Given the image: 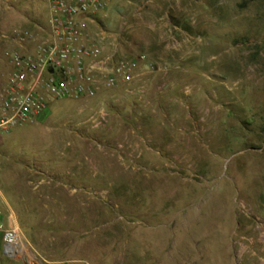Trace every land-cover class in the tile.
Returning <instances> with one entry per match:
<instances>
[{"label":"rangeland","instance_id":"1","mask_svg":"<svg viewBox=\"0 0 264 264\" xmlns=\"http://www.w3.org/2000/svg\"><path fill=\"white\" fill-rule=\"evenodd\" d=\"M104 18L157 70L142 95L51 100L0 131V225L32 255L0 231V264H239L264 226V0H113ZM147 115L183 148L138 149Z\"/></svg>","mask_w":264,"mask_h":264},{"label":"built area","instance_id":"2","mask_svg":"<svg viewBox=\"0 0 264 264\" xmlns=\"http://www.w3.org/2000/svg\"><path fill=\"white\" fill-rule=\"evenodd\" d=\"M113 0H46V25L0 31V131L46 111L51 100L89 101L116 88L142 95L156 72L145 54L126 55L106 29ZM3 194L0 190V203ZM4 250L19 256L17 231L4 228ZM264 251V226L257 236L236 241L239 264L247 253ZM238 264V263H237ZM264 264V258L261 260Z\"/></svg>","mask_w":264,"mask_h":264},{"label":"crops","instance_id":"3","mask_svg":"<svg viewBox=\"0 0 264 264\" xmlns=\"http://www.w3.org/2000/svg\"><path fill=\"white\" fill-rule=\"evenodd\" d=\"M3 4H6L7 6L4 8ZM0 6L3 10L2 11L3 13L8 12L7 17H5L6 19L4 18L5 21L3 22L2 20H0V24H2L0 26V31H2L1 27H4V28L6 27L8 31H11L12 29L16 27H32L35 23H39V20H41V18H44L42 15V11L44 7L47 9V16H49V9H48L47 4L46 6L45 5L42 6V3L40 2V0H0ZM1 42L2 40L0 38V43ZM149 86L150 88L147 94L149 95L151 89L152 91L148 97L155 94V91H154L155 82L149 83ZM143 119H145V121H143L140 124L141 126L140 134L143 137H146L149 143L146 144L143 142L140 148L137 146L138 149H140L143 152L149 151L152 153L155 150L174 151V150L183 148V146L180 147V144L182 145L183 143V139L180 137V133L177 132L175 129L168 128V127H166L165 129L163 128L161 129L158 126L154 127L156 125H151L155 123H153V121L150 120L151 118L148 115L145 116ZM155 128H157L158 130H155ZM149 155L151 156V154ZM161 159L163 161V166L171 165V164H168L167 162L169 161L167 155L161 156ZM1 218L3 222L6 221V216H3ZM8 219H9V225L11 226L12 216L9 215ZM7 227L8 226H5V228ZM258 249H260L259 246H258ZM247 261L245 262L244 260V264H246Z\"/></svg>","mask_w":264,"mask_h":264},{"label":"bare ground","instance_id":"4","mask_svg":"<svg viewBox=\"0 0 264 264\" xmlns=\"http://www.w3.org/2000/svg\"><path fill=\"white\" fill-rule=\"evenodd\" d=\"M17 253H18L19 255H22L23 253H28V254H30V256H32L31 253L29 252V250L27 249L26 246H25L23 249H18V250H17Z\"/></svg>","mask_w":264,"mask_h":264},{"label":"water","instance_id":"5","mask_svg":"<svg viewBox=\"0 0 264 264\" xmlns=\"http://www.w3.org/2000/svg\"><path fill=\"white\" fill-rule=\"evenodd\" d=\"M4 253H5L6 255L11 256L10 252H8V251H6V250H4Z\"/></svg>","mask_w":264,"mask_h":264}]
</instances>
